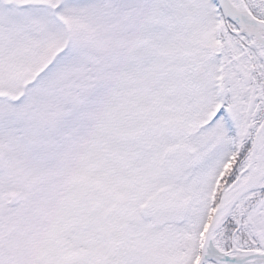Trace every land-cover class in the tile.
Here are the masks:
<instances>
[{
	"label": "snow or ice",
	"instance_id": "6c2138e0",
	"mask_svg": "<svg viewBox=\"0 0 264 264\" xmlns=\"http://www.w3.org/2000/svg\"><path fill=\"white\" fill-rule=\"evenodd\" d=\"M0 264H264V0H0Z\"/></svg>",
	"mask_w": 264,
	"mask_h": 264
}]
</instances>
